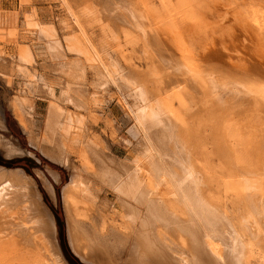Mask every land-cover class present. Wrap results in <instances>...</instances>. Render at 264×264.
Instances as JSON below:
<instances>
[{
	"label": "rangeland",
	"instance_id": "rangeland-1",
	"mask_svg": "<svg viewBox=\"0 0 264 264\" xmlns=\"http://www.w3.org/2000/svg\"><path fill=\"white\" fill-rule=\"evenodd\" d=\"M166 1L168 2L160 0L161 4L166 6L165 10L159 0H57L58 25L57 29L52 26L55 29L53 34L51 29L45 30V27L27 24L26 17L22 21V26L17 24V31H14L16 33H14L16 58H12L9 63L5 64L6 68L3 70L2 77H14L22 82L14 91L15 96L12 101L18 99L21 103L19 110L29 123V131L21 128L25 137L21 144L22 149L16 145L14 138H1H6L17 149L23 150L22 156H13L25 158L31 169L30 171L25 168L17 169L24 171L32 179L44 208L53 217L55 224V232H48L49 236H46L47 250L43 244L29 242L27 245V249L33 251L32 257L38 256L37 259H31L33 264H72L62 250L61 222L53 213V209L58 207L61 210L63 221L61 224L64 226L67 247L81 262L91 264L71 250L68 233H66V216L62 199V188L68 183L72 171L81 167L84 170L83 173H86V167L80 165L81 161L75 143L72 144L69 140L62 141V138L57 135L60 132L57 131L66 134L69 130L72 131L73 127L79 126L82 135L80 134L78 137L85 141L83 145L91 144L96 153L98 152L99 165L96 164V168L102 175L99 177L98 174V178H95L96 206L94 207L96 210H100L102 217L97 215L93 209L85 207H82V211L78 209L79 216H76L82 224L85 222L83 226L89 232L94 223L96 228L99 225L106 227L103 230L104 233H110V230L121 232L123 231L121 229L123 219L116 214L118 210L122 212L121 205L114 195L113 185L107 183V180L122 172L125 167H131L132 160L141 154L144 148L145 136L143 131L138 129L135 117L141 103V97L138 99L142 87L139 86L140 81L144 85L147 84L145 86L146 95L148 92L151 94L154 92V95L155 93L157 95L156 91H160L159 93L162 94L165 89L166 93L168 92L166 96H169L175 89V91L183 93L191 84H194L191 78L198 75L200 77L198 80L206 83L215 82L217 85L218 91H213L210 99L214 98L215 92H221L220 94L225 95L224 100H229L230 96L238 92H241L242 95L238 85L240 81L239 79L237 81L236 78L250 80L249 77L253 76L251 77L253 81L255 78L264 81V33H261L264 32V27L263 30H259L249 21L246 25V18H242L243 15L246 17V14L254 7L253 10L256 9L255 11L259 12L258 15L261 14L259 16L261 21V18L264 17V0H193L195 3L189 0V3L193 5L190 7L194 9L193 12L198 19L188 18L184 11H180L181 4L184 3L183 0V3L180 0V4H178L179 0ZM186 1L187 3L183 4V9L189 4L188 0ZM21 2H28V0H21ZM168 3L171 5V9L167 5ZM70 12L74 14L78 25L75 26ZM184 14L185 16H183ZM241 20L245 21V24H242ZM19 28L22 33L21 40L18 41ZM256 33L258 34L257 40L260 38L258 41L255 38L257 37ZM259 34H263V37L260 35L263 39L259 37ZM31 43L34 45L40 43L43 44V47L52 46L53 49L55 48L53 53L48 52L49 61L41 67L33 62L34 57L30 51L28 57L23 54L19 55V50L26 48ZM3 54L4 49L0 47V57ZM7 65L9 66L7 67ZM231 72L234 74H229ZM259 73L260 76H258ZM208 74L210 75L208 76ZM181 75L183 78L180 77ZM217 76L219 77L217 78ZM222 83L226 85L224 86ZM175 84L177 85L175 86ZM260 86L264 88V83H260ZM172 87L174 89L170 90ZM136 89H138L137 92ZM200 91L199 88H196L194 100L202 99ZM232 92L235 93L232 94ZM186 99L182 104L184 109L191 106L193 101ZM171 100L174 107L183 114V121L190 122L198 115L188 117L184 114L185 111L181 109L183 107L178 104L179 102L174 97ZM175 103L178 104V107ZM0 105L5 109V113L10 114L11 102L4 101ZM262 113V111L259 112L260 115ZM188 118L191 119L188 120ZM51 121H53L54 127L50 123ZM164 129L163 124L152 125L149 126V133L163 151L171 153L174 145L168 142L167 138L170 133L167 131L165 133ZM42 158L61 166L64 172L65 182H62L61 177L59 185L56 187L51 185L55 190L56 199L58 193L56 202L50 199L51 196L42 182V178H44L42 172L51 168L42 161ZM56 172L61 175V171L57 170ZM160 187L165 188L163 185ZM228 195L227 198L226 195L223 196L227 202L231 198V195ZM218 196L222 197V194L219 193ZM79 212L87 215L88 219H83L85 216L83 217ZM34 230H36V234L43 233L42 229L36 225ZM118 240L121 241L119 237ZM173 243L175 244V241ZM120 253L116 252L115 256L111 255L114 263L128 264L126 254ZM96 256H99L97 251L90 255V260H96Z\"/></svg>",
	"mask_w": 264,
	"mask_h": 264
},
{
	"label": "bare ground",
	"instance_id": "bare-ground-1",
	"mask_svg": "<svg viewBox=\"0 0 264 264\" xmlns=\"http://www.w3.org/2000/svg\"><path fill=\"white\" fill-rule=\"evenodd\" d=\"M183 2L181 0V3H187L185 0ZM190 5L187 4L185 10L181 7L180 11H184L188 18L198 19ZM251 9L242 18H246V25L249 21L261 30L264 17L261 18L263 23H260L261 14L258 15L254 7ZM70 16L75 26L78 25L74 14ZM27 20L29 25L51 29L52 34L55 30L51 24L42 26L40 22L32 20L29 14ZM256 35L258 41L260 38L257 40ZM260 35L263 37V34ZM46 47L49 49L47 53L54 52L52 46ZM30 49L33 50L32 47L21 48L19 55L28 57ZM251 77L250 80L236 78L240 81L238 85L242 95L241 92H232L235 94L229 100H224L225 95L221 92L216 93L218 90L215 82L200 81L198 75L191 78L194 84L187 90L179 93L175 89L170 93L172 95L174 92L172 96H166L168 92L165 89L164 92L161 90L162 94L156 91V96L154 92H148V96L145 94L147 84L140 81L138 85L143 88L138 92V99L141 97V103L135 117L138 129L145 136L144 148L132 160L131 167H125L122 172L107 180V183L113 185L114 195L121 205L122 212L118 210L116 213L123 219L121 232L110 230V233H104L106 227L97 225L96 228L95 223L89 232L83 226L85 222H80L77 210H83L84 207L93 209L102 217L100 210L94 207V182L98 174L99 177L102 175L96 168L99 165L98 152L91 144L83 145L85 141L78 137L82 135L79 126L73 127L66 134L57 131L62 141L75 143L80 165L85 166L87 171L83 173L81 167L74 169L68 183L62 188L66 233L71 250L91 264H116L111 256L116 252L126 254L128 264H264V88L260 86L264 81L255 77L253 81ZM196 88L201 90L203 96L200 101L194 100ZM213 91H216L214 98L210 99ZM173 97L180 106L186 98L192 99L191 106L186 109L182 106L181 109H184L188 117L198 114L195 119L183 121V114L173 105ZM20 104L18 99L11 101L12 113L21 128L29 131V123L19 110ZM261 111L263 113L260 115ZM50 123L54 127L53 121ZM158 124H163L165 133H170L167 140L174 145L171 153L163 151L150 136L149 126ZM0 149L7 156L23 153L6 138H0ZM42 179L46 191L52 197V186L45 178ZM162 185L164 189L160 187ZM219 193L222 197L218 196ZM227 194L234 199L229 198L227 202L223 197L226 195L227 198ZM80 215L85 216L84 213ZM83 219L87 220V215ZM35 225L42 229V234H36ZM48 232H55L54 220L44 208L32 179L17 168L0 167V264H33L31 259H37L38 256L32 257L33 251L27 249V245L29 242L43 244L47 250ZM95 251L99 256L91 261L90 255Z\"/></svg>",
	"mask_w": 264,
	"mask_h": 264
},
{
	"label": "crops",
	"instance_id": "crops-1",
	"mask_svg": "<svg viewBox=\"0 0 264 264\" xmlns=\"http://www.w3.org/2000/svg\"><path fill=\"white\" fill-rule=\"evenodd\" d=\"M56 1L57 0H28V2L22 3L21 0H0V47L4 49V54L0 57V104H3L4 101L8 103L11 102L13 97L15 96L14 91H16L17 87H19L22 83L14 77H2V75L4 74L3 70L4 68H6L5 64L9 63L12 58H16L14 31H17V24L19 26H22V21H24L25 17L27 23V15L29 14L31 15V18L33 20L37 21L38 23L40 22L39 24H51L52 26H54L55 29H57L56 26L58 25L59 12L56 11ZM13 24L14 26H12ZM18 30L19 31L17 32V40L19 41L21 40L20 35L22 31L21 28H19ZM29 46L33 49H30V52L34 57L33 62L37 64V66L41 67L43 64H46L49 61V57H46L48 56V53L45 47L43 48L41 44H37L36 47L34 44H30ZM29 46L26 47L30 48ZM8 66L9 65H7V67ZM9 109L10 114L5 113V109L3 108V106L0 105V138H14L16 145L22 149L23 146L21 144L23 140L21 135L24 132L21 129V126L19 125L18 121L14 117L12 113V108L10 107ZM15 157L18 156H4L3 150L0 149V158L6 160ZM0 167L5 166L0 165ZM42 174H44V178L48 183H50V185H54L56 187L61 183L62 175H60L58 172L51 168L47 169V171L45 172L43 171ZM50 199L56 202L57 199L55 198V190L53 196L50 197Z\"/></svg>",
	"mask_w": 264,
	"mask_h": 264
},
{
	"label": "trees",
	"instance_id": "trees-1",
	"mask_svg": "<svg viewBox=\"0 0 264 264\" xmlns=\"http://www.w3.org/2000/svg\"><path fill=\"white\" fill-rule=\"evenodd\" d=\"M10 116V115H9ZM22 137V140H24V135L22 134L21 135ZM30 149L31 151H34L33 149L31 148H28ZM42 161L45 162L48 166H50L52 169L54 170H58V171H61V175H62V182L64 183L65 182V177H63V169L61 168V166L59 165H55L45 159L42 158ZM0 165H3V166H7V167H21V168H25L26 170L30 171V166H28V163H27V160L25 158H11V159H2L0 158ZM57 190V189H56ZM44 195V193H43ZM57 199H58V193H57ZM47 200V199H45ZM48 204L51 206V204L49 203V201L47 200ZM52 207V206H51ZM53 213L54 215L59 219V221L62 223V216H61V210L60 208L58 207L57 209H53ZM60 223V231H61V235H60V241H61V245H62V250H64V253L66 255V257L70 260V262L72 264H85L83 262H81L77 256H75L70 250L69 248L67 247L66 245V241H65V233H64V226L63 224Z\"/></svg>",
	"mask_w": 264,
	"mask_h": 264
}]
</instances>
